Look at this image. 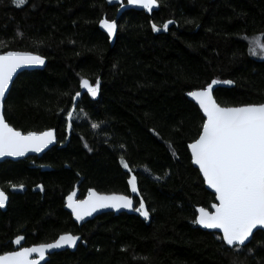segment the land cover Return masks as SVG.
I'll use <instances>...</instances> for the list:
<instances>
[{
  "label": "trees",
  "instance_id": "1",
  "mask_svg": "<svg viewBox=\"0 0 264 264\" xmlns=\"http://www.w3.org/2000/svg\"><path fill=\"white\" fill-rule=\"evenodd\" d=\"M158 5L125 11L110 40L99 20H115L118 6L105 0H26L19 7L0 0V53L32 51L46 59L43 70L24 71L12 83L5 121L25 132L51 128L56 136L40 157L0 163V189L9 197L0 212V253L12 250L17 235L29 245L71 233L81 237L76 250L54 253L45 264H264V232L233 249L197 228L196 208L210 207L214 195L187 148L203 120L188 91L213 78L231 80L215 86L221 106L264 102V59L249 53L250 39L264 41V0ZM169 20L167 31H152V22ZM82 77L100 78L95 98L80 88ZM77 91L82 95L73 102ZM80 179L79 199L90 188L131 196L134 207L143 199L149 219L134 211L75 224L63 207ZM12 184L24 188L15 192ZM37 185L43 191L33 192Z\"/></svg>",
  "mask_w": 264,
  "mask_h": 264
},
{
  "label": "snow or ice",
  "instance_id": "2",
  "mask_svg": "<svg viewBox=\"0 0 264 264\" xmlns=\"http://www.w3.org/2000/svg\"><path fill=\"white\" fill-rule=\"evenodd\" d=\"M16 6H22L26 0H13ZM128 5L139 6L151 10L158 0H127ZM173 21H165L160 27L152 22L153 32L162 27L167 31ZM99 25L111 40L117 30V22L113 19L101 18ZM22 35V33H17ZM3 42H0L2 45ZM249 53L264 58V42L258 38L249 41ZM45 57L32 51H4L0 53V100L6 96L18 69L29 66H42ZM231 80H218L198 89L187 92L203 113L200 131L188 145L192 163L199 168L204 183L215 194V202L210 207H197L195 224L205 229H218L222 233V243L233 249L244 246L254 234L258 226L264 229V102L246 103L237 106H221L214 98L215 86L231 85ZM80 88L95 98L100 87V78L95 83L81 78ZM82 95L75 92L71 100L76 102ZM66 119L72 120L73 110L68 109ZM71 128V123L68 124ZM93 129L98 125L93 123ZM54 130L23 131L10 126L0 115V157H22L28 152L40 153L55 141ZM85 147H88L85 144ZM123 147V146H121ZM120 164L124 168L129 165L123 157ZM132 193L138 194L135 176L128 179ZM43 191L41 185H37ZM12 189H23V184H12ZM75 192L66 197V207L77 222L92 216L100 209H133L145 220L149 219V211L143 199L134 207L133 198L123 194H103L88 190L82 200L74 199ZM8 200L5 191L0 190V208ZM23 236L17 235L12 244L20 245ZM80 237L71 234H60L54 241L38 243L18 250L0 253V264H41L51 250L63 247L73 248ZM251 251V249H249ZM35 254V258L33 257ZM234 264L237 262L234 261Z\"/></svg>",
  "mask_w": 264,
  "mask_h": 264
},
{
  "label": "water",
  "instance_id": "3",
  "mask_svg": "<svg viewBox=\"0 0 264 264\" xmlns=\"http://www.w3.org/2000/svg\"><path fill=\"white\" fill-rule=\"evenodd\" d=\"M105 1H106V4H107L108 6H118V9H117V12H116V19H115V21H117V20L120 18V16H121L125 11H128V10H134V11H152V10H157L158 7H159V5L157 4V5L154 6L151 10H145V9H143L142 7H139V6L128 5V4H127V0H105ZM113 37H114V35H113ZM113 37H112L111 40H113ZM45 66H46V59H45V64L42 65V66H29V67H23V68H21V69H18L17 72L14 74L13 81L11 82V85H10V89H11L12 83L14 82V80L16 79V77H17L20 73H22V72H24V71L43 70ZM10 89H9L8 92L6 93V96L3 98V100H0V115H3L4 102H5L7 96H8V94H9V92H10ZM187 99H188L190 102H192V103L198 108V110L200 111V113H201V115H202V117H203V113H202L201 110L199 109V106L196 104V102H195L191 97H189V96H187ZM3 116H4V115H3ZM54 135H55V131H54ZM55 137H56V136H55ZM55 145H56V139H55V141H54L51 145H49L46 149H43L40 153L28 152V153H26V154H25L24 156H22V157H10V156L0 157V163H2V162H4V161H7V160H8V161H11V162H17V161L23 160V159H25V158H27V157H40V156H42L44 153H46L48 150H50L52 147H54ZM187 148H188V147H187ZM188 152H189V155H190V157H191V153H190V150H189V149H188ZM191 163H192V160H191ZM192 166H193V168H195V169L199 172V168H198V166L194 165L193 163H192ZM199 175H200V177H201L202 180H203L202 174H201L200 172H199ZM81 180H82V179H80V180L75 184V186H74V192H75L74 199H76V200H82V199H78V196H79V195H78V187H79V184H80ZM203 183H204V181H203ZM204 188H205V190H207L209 193H211L212 195H214V202H215V194H214V191H213L212 189L208 188V186H207L205 183H204ZM0 190H1V189H0ZM39 190H40V188H36V189L33 190V192H36V191H39ZM19 191H20V189L15 190V192H19ZM94 191H96V190H94ZM96 192H97V191H96ZM87 194H88V193H87ZM87 194L84 196V198L87 196ZM110 194H113V193H110ZM7 196H8V195H7ZM84 198H83V199H84ZM8 201H9V197H8V200L6 201L5 206H4L3 208H0V212H5V211H6ZM66 203H67V201L65 202L63 209H64V211H66V212L71 216L72 221H73L75 224H77V225H81V224L86 223V222H88V221H90V220H93V219H95L97 216L102 215V214H108V213H111V214L118 215V214L123 213V214L131 215V214L134 213V210H133V209H119V210H113V209H110V208H109V209H100V210H98L97 212L93 213L92 216H90V217H85L83 221L77 222V221L75 220V218L73 217L72 213H71V209H69V208L66 207ZM133 203H134V199H133ZM196 215H197V213H196ZM195 219H196V217H195ZM196 226H197V228H199L201 231H204V232H211V233L214 232V233L219 234V235L222 237V233H220V231H219L218 229H205V228H203L202 226H200V225H198V224H196ZM258 231H262V232H264V229H261V228H259V226H258L257 229H254V230H253V233L255 234V233L258 232ZM254 234H253V235H254ZM253 235L250 237L249 241L246 242V244H248V243L251 241ZM79 237H80V236H79ZM80 242H81V237H80V240L77 242V244H76L73 248H67V247L65 246V247H63V248H61V249L51 250L49 253L46 254V260H45V261H41V264H45V263L48 261L49 256L52 255V254H54V253L63 252V251H65V250H68V251H71V252L75 251L76 248H77V246H78V244H79ZM23 244H24V239L22 240V242H21L20 245H14V244H13V245H14V250H18V248H19L20 246H22ZM246 244H245V245H246ZM225 246H227V245H225ZM227 247H228V248H231V247H229V246H227ZM241 247H242V246H241ZM33 257L35 258V254H33Z\"/></svg>",
  "mask_w": 264,
  "mask_h": 264
},
{
  "label": "flooded vegetation",
  "instance_id": "4",
  "mask_svg": "<svg viewBox=\"0 0 264 264\" xmlns=\"http://www.w3.org/2000/svg\"><path fill=\"white\" fill-rule=\"evenodd\" d=\"M79 199V198H78ZM32 245H34V244H29V245H26L25 243L22 245V246H20V247H29V246H32ZM12 246H13V248H12V250L11 251H13L14 250V245L12 244ZM19 249V248H18Z\"/></svg>",
  "mask_w": 264,
  "mask_h": 264
},
{
  "label": "rangeland",
  "instance_id": "5",
  "mask_svg": "<svg viewBox=\"0 0 264 264\" xmlns=\"http://www.w3.org/2000/svg\"><path fill=\"white\" fill-rule=\"evenodd\" d=\"M252 39H254V38H252ZM252 39H250V40H252ZM261 42H264L261 38H258ZM249 40V41H250ZM254 58H258V59H264V58H261V56H259V55H257V56H253Z\"/></svg>",
  "mask_w": 264,
  "mask_h": 264
},
{
  "label": "bare ground",
  "instance_id": "6",
  "mask_svg": "<svg viewBox=\"0 0 264 264\" xmlns=\"http://www.w3.org/2000/svg\"><path fill=\"white\" fill-rule=\"evenodd\" d=\"M107 194V193H106Z\"/></svg>",
  "mask_w": 264,
  "mask_h": 264
}]
</instances>
